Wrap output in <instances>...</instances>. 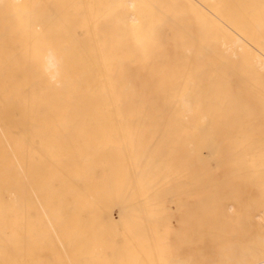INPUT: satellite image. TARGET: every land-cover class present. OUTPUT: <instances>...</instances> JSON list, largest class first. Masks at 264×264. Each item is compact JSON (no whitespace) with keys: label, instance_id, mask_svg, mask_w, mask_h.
<instances>
[{"label":"bare ground","instance_id":"6f19581e","mask_svg":"<svg viewBox=\"0 0 264 264\" xmlns=\"http://www.w3.org/2000/svg\"><path fill=\"white\" fill-rule=\"evenodd\" d=\"M0 264H264V0H0Z\"/></svg>","mask_w":264,"mask_h":264},{"label":"rangeland","instance_id":"374dc122","mask_svg":"<svg viewBox=\"0 0 264 264\" xmlns=\"http://www.w3.org/2000/svg\"><path fill=\"white\" fill-rule=\"evenodd\" d=\"M212 163L214 165L215 164V161L213 160ZM216 179L219 181V182H216V184H218L219 187L223 188L221 192L222 193H226L227 192V189L225 187L227 185H229V183H230L229 180H224V177L221 174L216 175ZM219 187H217V188H219ZM213 193H215V194L217 193L215 189L213 190ZM172 222H173V220H172Z\"/></svg>","mask_w":264,"mask_h":264}]
</instances>
